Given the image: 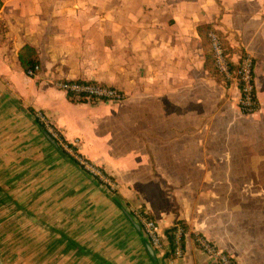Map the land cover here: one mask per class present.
<instances>
[{"label":"crops","instance_id":"obj_1","mask_svg":"<svg viewBox=\"0 0 264 264\" xmlns=\"http://www.w3.org/2000/svg\"><path fill=\"white\" fill-rule=\"evenodd\" d=\"M234 1L0 0V225L30 242L16 264H163L124 205L146 209L163 231L185 223L176 264H219L195 241L198 231L219 239L201 202L210 196L206 172L194 178L187 169L195 162L182 155V124L196 115L182 118L181 94L198 71L196 24L225 15ZM24 44L38 53L34 76L18 58ZM58 78L103 81L125 98L74 101ZM35 109L113 176L116 191L48 139Z\"/></svg>","mask_w":264,"mask_h":264},{"label":"rangeland","instance_id":"obj_2","mask_svg":"<svg viewBox=\"0 0 264 264\" xmlns=\"http://www.w3.org/2000/svg\"><path fill=\"white\" fill-rule=\"evenodd\" d=\"M256 0H238L228 5L227 13L203 22H212L219 39L230 47L223 60L234 66L215 70L200 67L208 39L196 36L195 56L198 71L188 88H182V118L196 119L182 124V155L191 157L196 166L194 178L206 172L210 196L201 202L208 211L207 226L219 240L218 247L231 251L241 264H264V12ZM198 22V23H203ZM197 23V24H198ZM196 24V25H197ZM243 53H245L243 55ZM243 55L242 62L239 58ZM253 75L250 77V60ZM216 60V59H215ZM255 109L244 108L240 84L252 85ZM190 122V123H189ZM207 151L204 153L203 147ZM203 161L207 168H203ZM200 186V184H195ZM174 185L165 188L172 196ZM174 205L178 206L175 203ZM174 206V207H176ZM207 235V233H205ZM198 231L197 235H205ZM205 235V236H206ZM29 234L3 230L0 225V252L4 264H16L20 249L30 247ZM208 236V235H207ZM210 237V236H209ZM212 240V238H211ZM21 243V244H19ZM19 244V246H16ZM23 244V247L20 246ZM23 251V250H22ZM24 253V252H23ZM27 257L28 252L25 251ZM33 254V253H32Z\"/></svg>","mask_w":264,"mask_h":264},{"label":"built area","instance_id":"obj_3","mask_svg":"<svg viewBox=\"0 0 264 264\" xmlns=\"http://www.w3.org/2000/svg\"><path fill=\"white\" fill-rule=\"evenodd\" d=\"M210 37L215 51L217 66L220 70L225 71L226 64L223 60L220 41L213 32H210ZM40 71V64H35L33 67H29L25 70L26 74L30 76H34ZM55 85L63 89L68 97L74 101L96 102L112 100L121 102L125 98V92L121 88L99 80L58 78L55 79ZM242 103L245 105L244 108L249 110H254L256 108L250 85L243 86ZM32 115L46 133H48L61 148L71 152L81 166L88 171L93 178L105 185L110 191H116L118 183L113 176L98 164L76 153L73 143L66 141L62 137L60 131L55 127L52 119L48 115L40 109H35ZM124 212L130 219L139 224L140 231L155 253L161 257L162 263L176 264L177 259L184 253V240L186 236V229H184L179 220H175L172 224L174 229L171 232V241H169L167 232L161 229L157 220L146 209L139 205H124ZM195 241L203 251L215 258L219 264H240L227 251L215 245L205 235L195 236Z\"/></svg>","mask_w":264,"mask_h":264},{"label":"trees","instance_id":"obj_4","mask_svg":"<svg viewBox=\"0 0 264 264\" xmlns=\"http://www.w3.org/2000/svg\"><path fill=\"white\" fill-rule=\"evenodd\" d=\"M196 31L202 39H205V37L208 39L209 51H207L204 47L203 67L212 73L213 69L211 67V64L214 65L215 70L216 69L218 70V68L216 67V63H215V61H216L215 60V51H214V47L212 45L210 32H213L219 39V37H220L219 31H218V29H216L213 26L212 22L198 23L196 25ZM220 39H221V37H220ZM220 39H219V41H220L222 53L227 54L228 51L230 50V47L226 41H223V39L222 40H220ZM244 54L245 53H243V55ZM243 55L239 58V62H242ZM18 58H19L21 66L23 67L24 70L28 69L29 67H33L35 64H40L37 50L35 49V47H33L30 44H24L20 47V49L18 51ZM226 65H227V69L229 71V69H231L234 66V63L232 61L227 60ZM249 74H250V77H252V75H253V59L250 60ZM250 83L252 85L251 94H252V97L255 99V95H254V91H253L252 78L250 79ZM239 88L241 90V95H242L243 94L242 84H240ZM62 150L66 152V150H64L63 148H62ZM178 220L182 224L184 229H186L185 223L181 219H178ZM173 229H174V226L171 225L166 230V232L169 236V241H171V232Z\"/></svg>","mask_w":264,"mask_h":264},{"label":"water","instance_id":"obj_5","mask_svg":"<svg viewBox=\"0 0 264 264\" xmlns=\"http://www.w3.org/2000/svg\"><path fill=\"white\" fill-rule=\"evenodd\" d=\"M46 135H47V137H48V139H50V141L53 143V144H55L60 150H62V148L57 144V142L48 134V133H46ZM130 219V218H129ZM132 222H133V224L135 225V227L137 228V229H140V227H139V224L137 223V222H135V221H133L132 219H130ZM145 246H146V248H147V250H148V252H149V254L151 255V257L152 258H155V253H154V250H153V248L151 247V245L149 244V242L146 240L145 241ZM0 264H4V262H3V260H2V257H1V252H0Z\"/></svg>","mask_w":264,"mask_h":264}]
</instances>
